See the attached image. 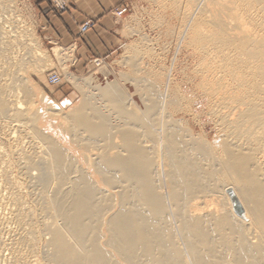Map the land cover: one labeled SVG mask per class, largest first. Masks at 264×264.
I'll return each instance as SVG.
<instances>
[{"label": "bare ground", "instance_id": "6f19581e", "mask_svg": "<svg viewBox=\"0 0 264 264\" xmlns=\"http://www.w3.org/2000/svg\"><path fill=\"white\" fill-rule=\"evenodd\" d=\"M173 2L155 17L176 22L171 68L132 49L126 90L70 75L65 109L0 0V264H264V0Z\"/></svg>", "mask_w": 264, "mask_h": 264}, {"label": "rangeland", "instance_id": "374dc122", "mask_svg": "<svg viewBox=\"0 0 264 264\" xmlns=\"http://www.w3.org/2000/svg\"><path fill=\"white\" fill-rule=\"evenodd\" d=\"M10 1H13L12 6L16 7L13 8V12L15 11L14 14L19 15L25 20L29 29L35 34L36 40L38 41L42 52L46 54L51 60L52 66L49 67L41 77L35 76L34 79L36 83L55 104L65 109H68L71 106H74V104L81 102L83 98L81 90H79V88L71 82L69 78L70 75H73L79 80H86L92 77L98 78L103 72H107V74L112 77L113 80L120 84L123 89H125L122 77L129 73V66H123V58L128 57L132 49L139 50L138 53H142L143 58L145 57L143 61L147 66L151 64L152 67L155 66L156 69L168 70L173 65V57L176 55L175 52L176 46L178 45V38L175 35L176 32L172 33L170 32V29L168 30V25L170 24L169 28L176 27V22L174 23V21L170 22V20H166L165 22L160 23L159 20H155V17L157 16L158 19V16L162 13L161 8H159V3L162 2V0H132L121 7H127V12L122 17L116 18L123 26V43L112 57L106 60L101 59L102 64L100 66L92 63L93 59L95 58H91L89 62H85L84 64H77L75 46L68 47L59 39L52 37L50 23H48L47 20V8L43 6V0ZM173 1L174 0H163V3L166 2L165 4L167 6H171L175 4ZM119 9L114 11V16L115 12ZM4 14L7 15L9 13ZM155 21L158 22V26L156 25L157 22ZM164 29L165 31H168L165 33ZM133 30L136 32H133ZM144 38L147 39L145 40ZM142 42H144L143 45ZM169 44L170 46H168ZM147 45H150L148 46L149 48ZM55 48H61L63 53L68 52L67 54L72 52V58L69 60L70 62L67 61L65 64L60 62V60L54 55ZM145 48L147 51H144ZM71 49L72 51H70ZM162 50L164 51L162 52ZM173 53H175L174 56ZM193 54V51H191L189 47H186V49L178 55L177 58L179 65L177 68L175 67L173 71V75L176 80L180 81V79L185 76L184 72L187 69L190 70L193 67V57L195 56ZM158 55L161 57L160 59L156 58V56L159 57ZM194 58L196 60V57ZM161 63L162 65L164 63L163 68L165 69H162V66L158 67L161 65ZM54 76H57L60 79L56 84L51 82V78ZM212 135H214V133ZM230 201L232 206H234L231 195Z\"/></svg>", "mask_w": 264, "mask_h": 264}, {"label": "crops", "instance_id": "0c3cea01", "mask_svg": "<svg viewBox=\"0 0 264 264\" xmlns=\"http://www.w3.org/2000/svg\"><path fill=\"white\" fill-rule=\"evenodd\" d=\"M69 10L58 12L49 0H43L47 8L52 37L68 47L75 46L77 64L91 58L109 59L123 43V26L114 11L132 0H69ZM87 21L95 25L85 34L80 27Z\"/></svg>", "mask_w": 264, "mask_h": 264}, {"label": "built area", "instance_id": "2783aa9c", "mask_svg": "<svg viewBox=\"0 0 264 264\" xmlns=\"http://www.w3.org/2000/svg\"><path fill=\"white\" fill-rule=\"evenodd\" d=\"M49 2L54 6V8L61 13H64L69 10L71 5L69 0H49ZM127 12V7L121 8L115 12L116 18L122 17ZM95 25L94 21H87L80 27V33L85 34L87 33L93 26ZM93 64L100 66L102 64V60L95 58L92 61ZM60 79L57 76L51 78V82L56 84Z\"/></svg>", "mask_w": 264, "mask_h": 264}]
</instances>
